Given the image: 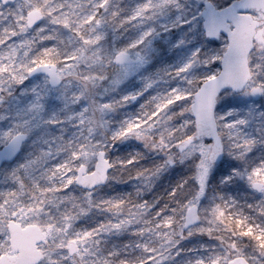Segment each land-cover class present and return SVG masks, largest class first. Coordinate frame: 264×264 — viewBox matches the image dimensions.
I'll use <instances>...</instances> for the list:
<instances>
[{"label":"rangeland","instance_id":"374dc122","mask_svg":"<svg viewBox=\"0 0 264 264\" xmlns=\"http://www.w3.org/2000/svg\"><path fill=\"white\" fill-rule=\"evenodd\" d=\"M55 2L57 0H16L4 4L0 1V13H7L8 9H17L18 5H27L23 15L13 16L7 13L0 16V97H3L0 100V132L22 126L24 120L30 121L29 135L21 145L19 153L13 161L4 163L0 168H11L16 163L22 162L33 140L38 148L49 153L46 161L33 165L27 174L21 170L19 175L22 177L23 186L5 171L0 170V205H3L6 199L9 200V204L0 208V212L9 206H14L13 214L17 217L14 220L22 225L33 223L41 228L45 241L39 243L38 247L42 251L40 261L44 264L49 258L59 261V264H80L81 260L86 261L87 264H105V261L108 264H120L121 261H126V264H141L142 261L144 264H151L154 256L151 250L161 251L155 247L158 239L153 228L156 227L157 220H152L150 214L133 215L136 211L134 207L131 212H114L99 203L102 198L106 199L113 193L131 191L133 181L113 180L101 186L98 191L82 190L75 184L76 169L81 164L76 163L80 152L76 151L73 154V149L84 144V136L87 132L85 130L83 134L81 133V125L72 113L79 111L81 107L75 95L84 84L78 78L89 77L83 57L87 56L88 50L94 45L89 43L87 24L81 26L80 33H77L70 27L52 22L51 15L59 16L61 11L69 10L62 0L60 2L64 6L59 10L49 7L50 3ZM71 2L72 0H69V3ZM179 2L184 4L183 10L170 7L162 15L147 21L144 25L155 29L146 42L145 62L122 83L119 89L121 94L141 90L142 81L147 76L154 73L156 75L153 78L158 75L163 76L165 70L171 71L180 66L197 47L202 53L221 48L223 39L211 40L202 34L201 18L198 15V10L202 9V0H194V10L189 8L185 0ZM227 2L228 0H216V5L220 7ZM140 3L142 0H110L109 9L118 11L123 16ZM82 5L84 8L90 7L88 0H82ZM32 9L40 10L42 20L36 26L27 27L26 13ZM48 9H52L51 13ZM75 11L81 16L84 15L79 8ZM100 11L105 16L109 14L105 13L103 8ZM178 15L187 17V22H177ZM77 19V16L72 18L73 22ZM142 27L129 23L123 28L114 29L111 23H106L99 29L103 35L98 44L103 45L106 52H110L114 47L125 45L135 39ZM41 28L43 30L38 31ZM179 41L183 43H178ZM79 48H84L83 55L73 56V51ZM45 49L53 50L45 56ZM42 60L44 63L51 61L57 67L61 77L59 85L51 86L48 77L44 74L28 76L29 69L44 64L41 63ZM217 69H219V61H214L207 66L197 65L193 72L200 74L214 72ZM164 79L158 80L151 88L141 92L135 100H129L128 103L121 105L113 114V120L118 122L127 116L137 114L140 104L149 96L169 87L183 86L184 83L177 78ZM87 93L100 103H105L113 95L104 94L102 89L93 88L91 84L87 86ZM32 105L39 107L33 108ZM172 110L177 109L173 107ZM225 113H228L225 119L229 120L249 117L251 114L248 123L241 126V130L248 135L257 136L258 129L264 126V94H260L259 98L255 99L250 93L225 90L218 95L215 114L223 116ZM67 116H72V119H66ZM185 118H191V114H185ZM6 139L0 137V146L6 143ZM203 142L211 143V140L209 137H204ZM58 146H62L61 151H57ZM137 151L144 153L143 158L138 162L140 165L148 166L161 158L159 154L145 150L142 142L134 136L116 141L108 150V155L114 158ZM222 152V159L214 161L210 167L206 192L201 197V204L207 207L213 203L223 205L227 202L231 205L225 211L235 218L232 228H227L219 221L215 226L203 221L212 228L211 236L207 233L189 236L185 229L183 235L186 238L178 245L182 250L180 257H183L186 251L189 255L195 254L200 257L217 255L227 263L235 256L233 244L244 254L254 253L255 243L253 239L243 234L245 225L238 221H246L247 227L264 226V215L255 208L248 207L259 196L253 193L244 179L233 174L232 170L241 169L244 166L243 162ZM69 155L71 163L67 159ZM247 159L252 163L264 159V145H255L247 154ZM190 163L191 161L188 160L185 164L171 166L158 179L153 193L169 191L178 179L188 176L191 169L187 165ZM57 164H65V167L56 169ZM48 168H53L62 175L48 179L45 175V169ZM117 174L126 176V172H121L119 167L113 172V175ZM225 177L231 179L225 180ZM85 192L90 194L93 206L87 203L89 196H85ZM153 193L147 194L145 198H151ZM9 194H15L14 199H10ZM65 195H70L72 199L62 200L61 197ZM40 200L44 201V204L39 217H36L29 206ZM81 208L87 211L81 212ZM158 208L159 205L153 211ZM66 213L71 219L63 218ZM30 215L33 216L32 219H29ZM256 217L259 218L258 221ZM70 242L75 245L76 251L73 254L68 252ZM77 252L80 254L78 255ZM15 256L14 251L9 259H14ZM161 264H169V261L165 259Z\"/></svg>","mask_w":264,"mask_h":264},{"label":"snow or ice","instance_id":"6c2138e0","mask_svg":"<svg viewBox=\"0 0 264 264\" xmlns=\"http://www.w3.org/2000/svg\"><path fill=\"white\" fill-rule=\"evenodd\" d=\"M90 7L84 8L82 5V0H72L68 4L72 16H77L78 19L73 22L71 16L68 15H51V20L54 23H58L62 26L70 27L72 31L80 33L81 26L87 24L90 29V40L89 43L94 46L102 39V33L99 29L106 23H111L114 29H120L125 27L129 23H133L134 26H143L142 30L139 32L138 36L131 40L125 47H119L112 49L108 56L115 59V61L120 66L119 77H126L129 73L137 70L140 65L145 62V55L141 53H136L135 59L131 57L130 49L138 48L140 46H147L146 42L154 33L155 29L152 26H144L149 20H153L158 15H162L164 11L170 7L175 6L176 9H180L178 0H142V3L138 4L130 13L121 15L120 12L109 9L110 0H88ZM203 8L198 10V15L201 18V27L203 29V36L207 38L223 39V44L220 49L211 51L210 55H202V51L199 47L193 49L184 62L173 68L171 71L165 70L163 76H157L156 78H144L145 83L143 88L135 93H128L121 97V100L129 101L135 100L137 96L141 95V92L151 88L156 84L158 80L164 79L165 77L177 78L183 80L188 85L187 87H169L164 91H158L154 95L149 96L141 105L140 111L131 119L125 121L124 126L116 131L113 136L115 140H119L129 135H134L136 139L145 141L147 137H150L156 143L164 146L167 141L164 139L163 134L160 136H152V132L157 128V126L163 127L167 124L168 120L171 119L170 112L173 107L180 106L181 114H191V118H186L184 120V125L194 129L191 135L184 136L177 143L180 147H183L186 143L192 141L194 138L198 139L196 147L199 149L200 160L196 165L197 171L194 174V179L199 185V190L195 194L197 201L205 194L207 187V177L212 163L215 161L218 154L224 151V132L221 129H228V136L234 141L233 146L239 149L237 156L240 160L246 161L247 154L252 149L254 140L251 138H242L241 126L248 123V118H235V119H225L228 113L222 115H217L214 113L213 108L216 103L218 96V90L223 86L228 85L234 90H244V93L252 94H264V81L257 82L255 80L251 81L249 86V81L251 73L248 68L247 57L245 53L247 52L246 45L243 51H238L236 45V30L239 24V17L241 14H247L252 21L259 19V17L264 16V0H228L225 6L218 7L216 5V0H202ZM64 5L61 4L60 7ZM83 9L84 15H80L76 9ZM103 8L105 13H109L105 16L100 9ZM27 9V5H18L17 9H8L7 13H11L13 16L23 15ZM52 9H48L51 13ZM7 13H0L3 16ZM83 17V18H82ZM177 22L186 23L187 17L178 15L176 17ZM193 22H195V17H193ZM75 26L73 27V24ZM43 29H38L42 31ZM93 37L95 41H93ZM51 38V37H50ZM43 39V37H42ZM178 43H183L179 41ZM53 49H45V56L48 55ZM84 48L75 49L73 51V56L78 54L82 55ZM214 61H220L222 64L221 69L216 71L207 72L206 75L195 77L197 83L193 87V78L190 75L193 73V69L197 65H210ZM51 63V61H48ZM41 63H44L42 60ZM259 67V66H258ZM30 70V69H29ZM52 77V83L56 84L59 80V74L48 69ZM74 75V73H72ZM81 79L85 82L89 80L88 76H82ZM168 80V79H164ZM22 82V80L20 81ZM118 82V81H116ZM87 90V84L85 83L81 91ZM3 97H0L2 100ZM31 107L36 108L38 105H32ZM102 107H110V104L102 103ZM87 115V110L82 114V116ZM55 123L56 121H51ZM30 121L24 120L22 126L15 128H8L0 132V137L7 138L6 144H8L7 153L9 155L13 154L19 147L21 140L27 135L29 130ZM235 133V135H233ZM210 137L211 143H204L203 138ZM49 147H51L49 145ZM83 147V145H80ZM62 146L57 147V151H61ZM77 150L73 149V154ZM49 153L41 149V155L34 161H29L27 166H33L41 162L46 161ZM187 156H191L192 153L188 152ZM100 160L96 164L97 171L91 173L94 179L88 181V183H94L95 180L104 179V168L108 166V161L103 159L104 153H99ZM79 159V157H77ZM135 157H132L129 163H134ZM169 162H171V157H169ZM123 163V162H122ZM65 164H57L56 169H62ZM83 171V168H81ZM233 174L235 176L241 177L246 181L248 186L253 190L260 193H264V159H260L258 162L252 163L247 166L243 172L239 169H233ZM97 172L99 174H97ZM17 183L23 186L22 177L18 174L13 175ZM225 180H230L231 177H225ZM181 188L184 187L182 184ZM171 194L173 196L177 195L176 189H173ZM90 196V194H89ZM15 194H9L10 199H14ZM62 200H70L72 197L70 195H65L61 197ZM120 200L113 201L112 206L122 204ZM9 204V200L6 199L0 208H4L5 205ZM44 201H36L29 207L32 208L34 216L39 217L40 211L43 208ZM231 207L227 202L223 205L215 204L212 208V214L214 220L212 224H216L218 221L224 223L227 228L231 229L233 220L230 213L225 211L226 208ZM248 207H252L251 204ZM259 212L264 215V202L258 205ZM81 212H86L87 209H80ZM192 215L188 218L189 223H195L199 220V216L196 214V206L191 209ZM14 206H9L5 208L3 212H0V264H11L9 258L14 254V250L11 247V241L9 239L11 233L8 227V221L16 219V215L13 214ZM33 216L30 215L29 219ZM65 220L71 219L69 214H65L63 217ZM170 219V218H168ZM168 219L165 222H168ZM39 222V221H38ZM242 225H245L244 235L253 239L255 247L264 249V226L254 225L251 227L246 226V221H238ZM197 232L207 233L209 236L212 234V228H196ZM87 235V233H85ZM188 235L191 236L192 232L189 231ZM181 239H183V234H181ZM235 248L234 255L236 256L235 264H248L247 257L244 253ZM70 252L76 251L74 248H69ZM154 252L151 264H161V261L165 260L161 258L157 260V257H163V253L156 250H151ZM79 255L80 253L77 252ZM37 264H44V262L38 261ZM46 264H59V261H53L49 258ZM80 264H87L86 261L81 260ZM105 264H108L105 261ZM120 264H126V261H121ZM141 264H144L142 261ZM196 264H226L220 256L210 255L208 257H201L196 261Z\"/></svg>","mask_w":264,"mask_h":264},{"label":"clouds","instance_id":"9594fccd","mask_svg":"<svg viewBox=\"0 0 264 264\" xmlns=\"http://www.w3.org/2000/svg\"><path fill=\"white\" fill-rule=\"evenodd\" d=\"M62 3L65 5L70 4L69 0H62ZM178 3L180 5V9L183 10L184 4L180 3L179 0ZM185 3L189 4L190 9H195L194 0H185ZM60 5V0H57L55 3H50L49 7L59 10L61 8ZM173 7L175 8V6ZM81 11H83V9H81ZM60 15H68L73 18L70 9L67 11H61ZM253 23L255 24L256 30L253 33V39L248 44L247 52L245 53L248 68L252 74L249 86L251 85L252 80L257 82L264 81V16L259 17V19L253 21ZM87 31L90 33L89 28ZM93 41H95L94 37ZM127 44L118 47L116 46L114 48L125 47ZM138 52L145 55V46L142 45L138 48L130 49L131 57L135 59L136 53ZM108 53L109 52L104 50L103 45L96 44L88 50L87 56L83 57L86 62L85 70L89 72V80L87 82L82 80L81 83L84 85L86 83L87 86L88 84H91L93 88L102 89L104 94L112 93L113 95H111L105 102L106 104H110V107H102V103L88 95L87 90H80L79 93L75 95V99L80 101L81 107L79 111L72 113V116H75L77 122L80 123L81 133L83 134V131L85 130L87 132V135L84 136L83 147L76 148V150L80 152V157L76 163L84 164L85 167L83 171L91 172L93 169H96V164L100 160L99 153L103 152V159L108 161V166L104 168V179L95 180L94 183L96 187L93 190L98 191L100 187L106 183L113 180L119 181L120 179L133 181V186L131 191L121 194L113 193L106 199L102 198L99 203L105 205L109 211L131 212L134 207L136 211L133 215L135 216L150 214L152 220H157V225L153 228L156 238L158 239V243L155 247L157 249H161V251L158 252L163 253V257L158 256L157 260L164 258L169 261V264H196V261L201 258L199 255H189L185 251L183 257L179 256L182 250L178 247V245L181 240L186 238L183 235V239H181V234H183L185 229L187 230V233L189 231L192 232L191 236L203 234L202 232L196 231V228L209 227L207 224L203 223V221H208L211 226H215L216 224L211 223L214 220L212 208L215 203L206 207L205 204H201V198L198 201L195 198V194L199 190V185L194 179V174L197 171L196 165L200 160L199 149L196 147L198 139L194 138L183 147H180L177 143L184 136L191 135L194 129L183 126L184 120L186 119L185 114H181L180 106H175L177 110H171V119L168 120L167 124L163 127L157 126V128L152 132V136H160L163 134L164 139L167 141L166 145L162 146L150 137H147L145 141L139 140L142 142L145 150L151 153L159 154L161 157L160 159L153 161L148 166H144L138 164L144 156L143 152L137 151L129 153L125 156H117L114 158L109 157L108 150L116 141H118L114 139L113 134L124 126L126 120L131 119L136 115L127 116L118 122H115L112 118L113 114L120 109L121 105L129 102L121 100V97L126 94H121L119 89L122 83L133 75L136 70L129 73L126 77L120 78V66L114 58L108 56ZM210 53L211 51L202 53V55H210ZM79 55L80 54H78V56ZM206 74L207 72H202L200 74H196L194 72L191 73L190 75L193 78V87L197 83L195 77ZM155 75L156 74L154 73L145 78H153ZM144 83L145 79L142 81V88ZM187 86L186 82H184L183 86H180V88ZM239 91L244 92L243 89ZM85 110H87V115L82 116ZM139 111L140 107L138 112ZM72 116H67L65 118L71 120ZM221 131L224 132V152L235 157L238 161H242L237 156V153L240 150L233 146L234 141L228 136L229 130L222 128ZM29 132L30 131H28L27 135L21 140L19 146L23 144L26 137L29 135ZM233 135H235V133H233ZM242 138L253 139L255 142L251 146L252 148L257 144L264 145V126H261L258 129L257 136L248 135L242 131ZM68 143L70 144V141ZM41 149L42 148H38L35 140H33L30 143L29 150L22 162L16 163L14 167L0 168V170L5 171L11 178L13 175H19L21 170L27 174L28 170L32 168V166H22H27L29 161L36 160L41 155ZM188 152L192 153L190 157L186 155ZM132 157H135V162L129 163ZM169 157H171V162H169ZM67 159L70 163L72 162L70 155ZM188 160L191 161V163L187 165V167H190L191 169L188 176L178 179V181L171 186L169 191L153 193L154 185L164 172H166L171 166L185 164ZM242 162L244 166L239 169L241 172H243L247 166L252 164V162L248 159ZM2 163L4 162L0 161V164ZM117 167H119L121 172H126V176H121L119 174L113 175V172L117 169ZM97 174L99 173L97 172ZM45 175L48 179H51L53 176L62 175V173L56 172L53 168H48L45 169ZM92 184L93 183H89V186L91 187ZM182 184L184 185L183 188L180 187ZM173 189H176L177 191L176 196L171 194ZM149 193H153V195L151 198L146 199L145 196ZM253 193L258 194L259 198L254 199V202L251 205L252 208H255L256 211L259 212L258 205L261 202H264V193L257 191H253ZM84 195L89 196V193L85 192ZM116 200H120L123 203L113 207L112 203ZM87 203L89 206H93L90 196ZM157 205H159L158 210L153 211L156 209ZM193 206H196V214L199 216V220L194 224L188 222V218L193 214L191 211ZM205 213H207V215H205ZM166 219H168V223H165ZM125 223H127V221H125ZM245 255L247 257L248 264H264V249L255 247L254 253H246Z\"/></svg>","mask_w":264,"mask_h":264},{"label":"water","instance_id":"95a60500","mask_svg":"<svg viewBox=\"0 0 264 264\" xmlns=\"http://www.w3.org/2000/svg\"><path fill=\"white\" fill-rule=\"evenodd\" d=\"M2 3L6 4L9 2H13L15 0H0ZM225 6V5H224ZM223 7V6H222ZM203 8V3H202ZM41 12L37 9L30 10L26 14V22L28 27L35 26L40 23L41 21ZM255 24L251 20V18L247 14H241L239 17V24L236 30V45L238 51H243L244 47L250 43L253 39V33L255 32ZM209 39H216V38H209ZM222 68V64L219 62V69ZM48 69L57 73V68L52 63H44L38 64L34 66L29 72L28 76L33 77L36 74H44L48 77V82L51 86H57L61 82V78L57 81L56 84L52 83V77ZM60 77V76H59ZM225 90L231 91H239L234 90L230 86L225 85L220 90H218L217 95ZM251 94V93H250ZM260 94H251L252 98H258ZM216 104V103H215ZM215 104L213 111L215 113ZM211 140V138L209 137ZM212 142V141H211ZM21 146L11 155L7 153L8 144H4L0 147V161L3 162H10L14 160L16 155L19 153ZM222 152L218 154L215 160H221ZM99 162V161H98ZM2 164H0L1 166ZM85 165L81 164L76 170V176L74 178L75 184L85 190H91L96 187L95 183L89 186L88 181L94 179L91 173H95L97 169H93L91 172L81 171V168L84 169ZM8 227L10 230V241L11 247L17 252V255L14 260H10L11 264H37V262L42 257V252L37 247V244L44 241V235L41 229L33 223L26 224L22 226L21 224L17 223L14 220L8 221ZM69 248H74V243L70 242L68 244V252L69 254H73V252L69 251ZM3 257H0L2 260ZM236 256L230 259L226 264H235Z\"/></svg>","mask_w":264,"mask_h":264},{"label":"trees","instance_id":"16d2710c","mask_svg":"<svg viewBox=\"0 0 264 264\" xmlns=\"http://www.w3.org/2000/svg\"><path fill=\"white\" fill-rule=\"evenodd\" d=\"M258 220H259V218L256 217V221H258ZM239 229H241V228L239 227Z\"/></svg>","mask_w":264,"mask_h":264},{"label":"flooded vegetation","instance_id":"af4514ba","mask_svg":"<svg viewBox=\"0 0 264 264\" xmlns=\"http://www.w3.org/2000/svg\"><path fill=\"white\" fill-rule=\"evenodd\" d=\"M58 71V70H57Z\"/></svg>","mask_w":264,"mask_h":264}]
</instances>
